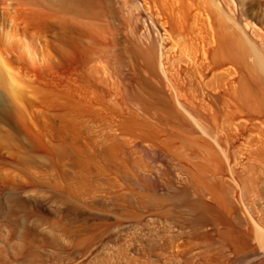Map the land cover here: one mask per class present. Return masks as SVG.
Instances as JSON below:
<instances>
[{
    "label": "bare ground",
    "instance_id": "obj_1",
    "mask_svg": "<svg viewBox=\"0 0 264 264\" xmlns=\"http://www.w3.org/2000/svg\"><path fill=\"white\" fill-rule=\"evenodd\" d=\"M75 1L76 0H0V186L2 185L3 182L6 184H10L9 182L12 180L10 178H14L15 177L14 175H16V176L20 175V177L23 176L24 174L21 175V173H23V172H20V171H22L21 169L25 168L26 165H28V164L35 165L36 164L38 166V165L46 164L47 160L49 161L51 158L52 159L55 158L54 160L56 161V158H62L63 156L70 155V156L74 157L73 160H75V161L72 164H74V166L76 167L75 169L77 170V168L79 169L80 167H86V168L92 167L93 168L94 167L93 163L95 161L93 162L91 160L96 159L97 155H98L99 158H97V159H100L102 161V165L99 163L100 166H103V164H104V167L114 166V167H117L118 169L126 170L129 165H132V164L135 165V163L139 164L138 161L142 158V154L150 155L151 151L153 150V149L152 150L150 149V146L141 144L142 145L141 147L135 148L132 152L127 153L125 151V147L127 146L128 141H130V140H128L126 138H118L117 141H112V143L109 142L110 144L106 145V147H104L98 153L96 152L95 154L94 153L92 154L88 150V147L86 146L87 142L83 143L82 145H77L76 143H74L76 141L75 139H74L75 140L74 142H72L70 140V136H72L74 134H76V136H77L80 134V132H82L81 126H82L83 121H79V119H77V116L80 117L79 115H82L88 111H92V110H94V108L78 103L76 101L78 99V97H77V99H75V97H76L75 94L73 97V95L70 94L71 91H69V93H68V91H67V90H69L68 88L73 86L74 82L80 81L79 83H81V86H83L82 88L90 89L94 92L96 91V93L98 92V94L100 93V96L97 94L98 97H100V99L104 98L103 96H105V94L113 95V94H115V92L113 91L114 90L113 88H115V84H114V87H112L113 86L111 83L112 79L109 80L107 77L108 76L107 74H109V71L111 69L113 70V68H115V70L117 71L116 67H118L121 63L125 62V60H123V62H122L123 58L119 59V60H117L118 58L112 59L113 57H111V58L108 57L109 53H107V54L104 52L101 53L102 51L100 52L99 50L104 48V47H102L103 46V42H102L100 44L101 48L99 47L100 49L98 50V52H100V53L97 54L96 56H94L93 58L91 57L90 62L88 60V62L91 64L89 67L87 66V70L85 68H83V70L81 69V71L79 70V72H77V73H69L67 75L66 74L61 75V78H60V76H58V74L57 75L54 74V69H55L54 67L56 65L55 63H57L56 62L57 61L56 56H54L56 53V52H54L55 51V49H54L55 46L53 45L54 41L55 42L58 41V42H60V44L64 43L63 46H66L67 44L73 45L74 43L77 44V42L80 43L82 41L81 39H83V40L87 39L89 41V39L91 37L93 39L95 38L94 42H95V40L97 42V40H98L97 38H100V40L103 39V37H102L104 35V34L102 35L103 25L100 22H99V24H101V25L98 24L97 21H100V20L91 19V17H90V16H93L94 14H96L97 12H94V11L92 12V9L88 8L87 5H85V7H82L84 2H86L85 0H82V2L79 1L80 4L83 3V4H81L82 6L76 4ZM59 2L62 3L61 5H63V7H62L63 9H67V11L66 10H64V11L67 13H68V11H70L69 13H71V14H69V13H68L69 15H67L66 13L61 14L63 11L62 12L60 11V15H57L56 3H59ZM77 2H78V0H77ZM143 2H144V7H146V9L155 10V12L159 15V17L161 16L162 19L164 20V22H162V23L168 25V27L170 29V31H168V32H170L169 34H171V36H172L174 46H178L180 48L179 53H178L180 58H185V56H188V57L191 56L190 58H193L192 56L196 57L197 54L204 59H205V57H207V55L211 56L209 59H211V63H212V61L214 62L215 66L217 68V71H214L215 73H213L212 78L209 79V81L211 83H216V84L222 83V80L225 82L226 80H224V79L228 78V76L231 74L233 69L237 68L236 70H238L239 69L238 65L245 66V68L247 69V73L245 74L244 70H242L244 72L243 74H242V71H241V73L239 72L241 74V75H239V77L237 76L239 79L237 80L236 83L234 82V84L232 85V89L230 87L231 93H230L229 89H227L229 91V93H228V91H227V93L231 95V97H229V99L231 98V100H229V101L232 102V100H233V103H234V100L238 101V103L241 102L242 104H244V106L246 105V107H248L249 110L251 109L250 110L251 112H253L252 110H261L262 112H264V91H263L264 89L261 90L262 87L260 88L261 84L264 82V33L257 27L258 24L256 25L254 23L255 20H257L260 16L264 15V0H238L237 5H236L234 0H143ZM59 5L60 4H58V6ZM66 5H69V6H66ZM91 5H92V3H91ZM87 8L90 9L91 11L88 10V12H87ZM71 10L73 12H71ZM132 11H131V13H132ZM127 12H128V10H127ZM138 13L140 14L141 12H138ZM122 14H120V15L122 16ZM127 14L131 16V14H129V13H126L125 15H127ZM88 15L90 18L88 17ZM135 17L133 16L132 19H134ZM138 18H140V17H138ZM67 19H69V20H67ZM121 20H123V19H121ZM153 22H154V19H153ZM104 28H105V25H104ZM126 28H127V26H126ZM105 29L103 31H105ZM106 32H108V30ZM106 32H104V33L107 36V34H109V33L106 34ZM142 35H144V33ZM137 36H139V35L134 36L135 39ZM83 37H88L89 39L88 38L84 39ZM140 37H141V35H140ZM140 37H137L138 38L137 41H140V43H141V40H144V39H143V37H141L142 39L139 40ZM144 38H148V35H147V37L144 36ZM104 40L105 39H103L102 41H104ZM132 40H133V38H132ZM146 40H148V39H146ZM88 41H85L86 44L84 41H82V43H84L87 46L88 43L91 44V42H88ZM109 42H111V41H109ZM98 43H100V42H98ZM98 43H97V45H96V43H94L97 48L99 46ZM132 43H134V42H132ZM147 43L149 44L150 42H147ZM90 44H88V46ZM137 44H135V45L137 46ZM90 46H92V45H90ZM104 46H106V44H104ZM129 46L130 45H128L126 47H129ZM136 46L133 47V49H132L133 53L136 56L140 57L141 60L143 59L144 65L146 66V68H148V70L151 72V74H154V72L156 71V69L154 71V66H153V64L156 63V60H154V59H156V57L154 56L155 54L151 53V52H153V51H151V48L149 50L147 48H142L140 45L137 46V48H136ZM144 46L148 47V45L146 43H144ZM152 46H153V44H152ZM67 48H68V46H67ZM105 48H107V47H105ZM152 48H154V47H152ZM63 49L65 50L64 47H63ZM87 49L84 50V48H83L84 52L85 51L89 52L88 47H87ZM93 49H94V47H93ZM108 49L110 50L109 47H108ZM170 49H171V47H170ZM90 50H91L90 52L93 51V53H94L93 55H95L97 52V51L95 52L94 50H92V47ZM95 50H96V48H95ZM155 51H154V53H155ZM88 52H87V54H88ZM87 54L85 55V53H84L85 56H87ZM90 54L92 55V53H90ZM118 55H116V57ZM152 57L153 58L155 57L153 59L154 63H153ZM65 59H66V57H65ZM88 59H90V58H88ZM160 59H161V62H160L161 68L160 69H162L163 74L165 75V78H167V80L170 81L171 79L169 80V78H168L169 75H168V77L166 76V74L169 73V72L167 73V70L169 68L167 66V70H166V68L164 67V65H163L164 61H162L163 60L162 54H161ZM209 59L207 58V60H209ZM248 59L250 60V62H248ZM60 60H61V58H60ZM194 62H196V61H194ZM89 63H86V64L89 65ZM166 63L168 64V62H166ZM211 65H213V63ZM56 66L58 68L59 64ZM130 66H129V68H130ZM215 66H213V67L215 68ZM61 67L62 66L60 64L59 69H61ZM63 68H64V63H63ZM122 68H123V66H122ZM141 68H142V66H141ZM157 68H158V66H157ZM193 68H194V66H193ZM201 68H202V65H201ZM115 70H113V71H115ZM129 70H131V69H129ZM146 70H145V72L148 74L145 73V75H147V77H148L149 72H147ZM194 71H195V68H194ZM198 71H200V69ZM158 72H159V70H158ZM55 73H57V71ZM197 73H199V72H197ZM197 73L195 71V74H197ZM202 74L200 72V74H198V75L199 76L201 75L200 77H202ZM234 74H231V75H234ZM55 76H58V78H59L58 81L63 80L62 82L63 83L65 82L64 85L66 84L67 87H65L63 85L65 88H61V89L57 88L58 86L56 87L54 85L55 79L57 82V77H55ZM175 77H170V78H175ZM157 78H158L157 79L158 82L154 85L151 84L149 81L144 79L145 81H143V84H144V87L147 89L146 91H149V94L145 95L142 92H140V90L135 93L133 90L134 93L129 95V97L127 98V101H125L128 103V100H129V103L126 105L128 115L124 116V118L121 120V121H123L121 124H123L125 129H127L128 131L137 130V133H140V134L142 132V135L144 137H146L147 140H148V138L151 139L150 141L154 142V144L160 143L161 145L164 146V147H162L163 151L166 149L167 151H169L168 153L171 152V155H172V152L176 153V157L178 158L179 162H182L186 158L185 156H187V153L191 154L192 152H195L196 154H199L198 155L199 158H197V160H194V159L192 160V159L186 158V161L188 160V162H190V165L188 166V165L183 164L184 169L182 168L183 166L180 165L181 169L183 171L185 170L188 174L187 175L188 176V179H187L188 183H187L186 188H184L182 191H179V193H177L176 196L174 195L175 201H176L175 203H173L174 201L172 198L171 202L173 203L172 204L173 206L170 207V204H169L170 202L168 204L162 202L164 199L160 200L159 199L160 196L158 197L154 194L148 195V194L143 192L144 194L141 193V194H138L135 196H133L132 194H129V196L131 195V197H134L132 200L138 206H145V205L146 206L147 205L159 206V207H162L163 211H165V212L168 211V213H169V211L176 210L178 207V209L176 210V211H178V213H179V210L188 211V212L192 213V216L187 218L190 221V228H183L185 230H183V232L178 234L176 237H167L165 239L163 237V239L165 241L164 243L168 247L169 246L173 247L175 245L176 247L179 246V250H180V248L181 249L183 248L187 251L186 258L184 257L185 258L184 264H193L191 258L194 257L193 256L194 254L196 255V253H197L196 251H198V249H200V248H204L203 250L206 253L215 249L214 246H216V245H214V243L213 244L212 243L200 244V243H195L194 241L190 242L191 240L188 242L184 238V235L186 233H189L192 235V234L207 231L206 228L209 227L208 224L214 225L213 228L215 227L216 230L218 231L219 237H217L218 239L216 240V243L218 245H220L222 248H224V247L226 248L229 246V248L232 247L234 250H237V252H238L245 245V242L249 239V236L253 235L254 242H255V240H257L256 242L259 244V246L264 249V226H263L264 223L261 222V220L263 221V218H261V220H260V218L258 217L259 218L258 221L263 223V225H260L257 222V220L256 221L252 220V225H251V223L249 224V225H251V232L248 230L249 229L247 227L248 225L246 226V228H248L247 230H246V228L245 229L241 228V226L243 227V224H246V222L244 223V221H245L244 218L247 216L246 215L247 213H245V212L248 211V207L245 205L247 207L246 208L247 210L244 212L242 210H245V209H242L241 206L239 208V210L242 209L241 211L243 212V214L245 213V217L243 218L241 216V214L239 213L240 211L238 212L237 201L239 203V200L234 199L233 195H231V192L234 190L233 189L234 188L233 182H235L234 180L236 177L235 174H234V176H235L234 177L230 172V169L232 168V166H230L231 168H229V172L232 176H229V177H234V180L232 178L229 179V177L226 176L227 175L226 173H228V172L225 173V172L220 171V170L224 171V169H225V167H222L224 163L222 162V157L220 154V152L223 151L222 146H221L220 141H219L220 137H218L220 135L218 134V136H217L218 139L213 138L214 136H212V135L210 136L209 135L210 133H208V132H210L211 130L208 128V126L204 125L206 121H204L202 119V117L196 118V115L191 113V111H193L192 109H191V111H188L190 109L185 110L186 105L185 106L183 105L184 107H182V104H184V103H182L181 100H177L178 102L179 101L181 102V104H180V102L178 103L179 105H181L180 107H182L186 111V112L184 111L185 113L181 112L180 108L178 109L177 106L175 105L176 102L175 103L173 102V101H175V98H174L175 94L173 92H171L173 90L168 89L169 84H172V83L168 84L162 80L163 78L160 79L161 77L159 78L158 76H157ZM202 79H203V77H202ZM152 80H155V77H154V79L152 77ZM228 80H229V78H228ZM198 81H200V80H198ZM115 82H116V80H115ZM231 82H228L227 84H229ZM113 83H114V81H113ZM138 83H140V81ZM173 83H174V85L175 84L177 85V83H175V82H173ZM259 84H260V86H259ZM178 85L176 86V91H179V89L177 90ZM207 85H208V83H207ZM212 85L214 86L215 84H212ZM224 85H222V86H224ZM262 85L264 88V84H262ZM136 86H138V84L135 85V87ZM220 86H221V84H220ZM73 87H75V86H73ZM217 87L218 86H216V88ZM174 88L175 87H173V89ZM224 88H226V87H224ZM125 90L126 91L129 90L128 87ZM144 90L145 89L143 88L142 91H144ZM202 90H204V89H202ZM124 91H123V93H124ZM129 92H128V94H129ZM175 93H177V92H175ZM184 93H186V92H184ZM225 93H224V95H227ZM180 94H182V93H180ZM179 96H181V95H179ZM176 97H178V96L176 95ZM183 97H184V94H183ZM225 98H227V96ZM101 101L102 100H100V103H101ZM227 101H228V98H227ZM227 101L226 102L224 101V102L227 103ZM117 102L118 101L111 104L112 106L109 104L111 106V109H113V110L117 109L116 108ZM38 103H39V105L41 103V106H44V107L46 106L45 109H49V108H47L48 106H51V108L54 106V108L55 107H61L65 111H62L61 113H58V114H52V113L50 114L49 113L50 110H48V113H46L45 110H43L44 107H40V106L37 107L36 106ZM236 103L237 102L234 103V106ZM109 105H108V107H109ZM225 105L226 104H223V107H222L224 110H225ZM231 105H233V104H231ZM238 105L236 104V107H238ZM102 106L105 107L104 105H102ZM118 106H119V102H118ZM195 106H197V105H195ZM244 106H241L242 110L239 108L240 106L238 107L239 110L237 109L238 112L241 111V115L243 112H245ZM106 107H107V105H106ZM227 107L229 108V110L231 109L228 105H227ZM159 108H160V110L161 109L164 110L166 112L167 116H169L172 119L171 123L172 122L176 123V124H171V123L170 124H171V126L177 125V128L175 126V128L177 129L176 130L177 131L176 139H177V141L179 140V142L181 143L180 145H182V146H179L178 148L175 146H173L174 148L172 147V144H173V142L176 141V139L174 138L175 141H173L174 139L172 140L171 137L175 133H173V135H170L169 136L170 138L165 137L166 139L162 138L165 140H162V139L159 140L160 137L158 135L162 133V130H160L161 132L157 135V133L159 131L158 127L162 126V124H163V126L167 124V121H165L167 119V117L165 119V117L162 115L164 113L161 114L160 113L161 111L159 112V110H158ZM121 110H122V108H121ZM229 110H227V111L229 112ZM107 111H108V108H107ZM194 112H196V111H194ZM228 112H226V113H228ZM232 112H234V111L232 110ZM255 112H253V113H255ZM110 113H112V112H110ZM229 113H228V116H227V114H226V116L229 117L230 120H232V119L235 120L234 116H233L234 118L231 119L232 116H229L230 115ZM235 113H236V111H235ZM246 113H247V110L244 114H246ZM232 114L233 113H231V115ZM256 114H257V112L255 113V115ZM262 114H264V113H262ZM262 114L260 112L259 117H261ZM237 115H238V113H237ZM214 117H216V115ZM237 117H240V116L238 115V116H236V118ZM242 117H245V115H242ZM262 117H264V116L262 115ZM199 118L202 120H200ZM217 118H219V117L217 116ZM217 118H215V119H217ZM225 118H223V120ZM247 118H249V116ZM226 119H228V118H226ZM242 120H244V119L242 118ZM38 121H40V122L50 121V123H51V121H54V122L63 124V126L60 125V127H63L64 136L59 139L57 144L53 143L54 145H52V144L47 145V142H48L47 136H45V134H42L41 133L42 131L39 132V131H36V129H35ZM201 121L202 122L204 121V124L201 123ZM228 121L229 120H227L226 122H228ZM169 122H170V120H169ZM214 122L218 123L216 120H214ZM226 122H225V124H227ZM238 122H236L237 123L236 125L241 123V122H239V123ZM50 123L48 122V126ZM232 123H233V121H232ZM259 123L256 125L254 124V126H255L254 131H252L253 133H252V135L249 139V142H248L249 146H250V149H249L250 153L249 154H252L253 158H250L249 162L246 160L248 163L246 162L247 164H245V168H244V171L246 174L244 176L245 180L243 179L244 182L242 180L241 181L246 184V193L247 194H249L251 192H256L257 188L260 187V188H258V189L262 190L260 199L264 200V123H263V121H262V124H259ZM42 124H44V123H42ZM170 124H169V126H170ZM39 126H41V125H39ZM39 126H37V128ZM51 126H52V124H51ZM56 126H57V124H56ZM174 126H173V128H174ZM210 126L212 129V125H210ZM164 127L166 128V129L165 128L164 129L166 131H168L167 127L166 126H164ZM205 127H207V128L205 129ZM219 127H220V125H219ZM233 127H235V126H233ZM93 128H95V127H93ZM231 128L232 127H230L229 129H231ZM207 129H209V130L207 131ZM221 129H224V128H221ZM41 130H42V128H41ZM138 130L140 132H138ZM172 130L174 131V129H172ZM60 132L62 133V131H60ZM134 132H136V131H134ZM213 132H212V134H213ZM218 132L219 131H217V133ZM163 133H166V135L168 134L167 132H163ZM229 133H231V132H229ZM90 134H92V133L90 132ZM138 135L139 134H137V136ZM226 135H227V132H226ZM82 136H83V134H82ZM134 136L135 135H133V137ZM143 136H142V138H143ZM157 136H158V138H157ZM78 139H80V138H78ZM132 140H131V142H133ZM50 141L51 140H49V142ZM145 141H144V143H146ZM24 142L28 143L30 146L28 151L23 150L22 144H24ZM171 142H172V144H171ZM51 143H52V141H51ZM175 143H174V145H175ZM152 145H153V143H152ZM240 145H242V144H240ZM183 146L187 148V149L184 148V150L185 149L188 150V148H189L192 151L190 150V152H189V150H188V152H186V150H185L186 155L184 156V154H183L184 150L182 148H181V150H179L180 147H183ZM154 147H156V146H154ZM159 147L161 149V146H159ZM40 148H42V150H43V148L46 150V153H45L46 156L45 155H43L44 157L36 156L39 154V153L37 154L36 152ZM20 149H22L23 151ZM45 150H43V151H45ZM247 150L248 149L246 148L245 151H247ZM226 151H228L227 148H226ZM240 151L241 150H239L238 152L240 153ZM93 152H94V150H93ZM225 152H223V156H225L224 155ZM7 153L12 158H9ZM165 153H167V152H165ZM226 153L228 154V152H226ZM190 154H188L189 157H190ZM194 156H195V154H194ZM246 156H247V154H246ZM176 157L174 158L175 161H176ZM226 157H228V156L226 155ZM138 158H140V159H138ZM223 158H225V157H223ZM226 159L230 160V158H225V160ZM231 160H232V157H231ZM140 161H142V160H140ZM186 161H185V163H186ZM227 162L229 163V161H227ZM240 162H241V160H240ZM228 163H227V165H228ZM95 165H96V163H95ZM224 166H225V164H224ZM234 166L235 165H233V167ZM228 167H229V165H228ZM236 168H237V166H236ZM30 169H32V167ZM30 169H28V171ZM93 169H95V168H93ZM218 169H220V170H218ZM76 170H75V172H76ZM97 170H99V169H97ZM215 170L220 172V173H217ZM227 170H228V168H227ZM33 171H32V173H33ZM35 171H36V169H35ZM62 171H64V170H62ZM88 171H89V169H88ZM233 171H236V169ZM40 172H42V171H40ZM87 172H86V175L85 174L76 175V179L75 178L74 179L77 180L76 181L77 184L74 183L75 184L74 187L72 186L73 184L72 185L70 184L72 187L69 185H68V187L64 186L66 188L61 193H58L61 189L58 185L59 191L57 192V189H56L57 195L55 198H59V199H63L65 201H67L65 208H64L65 202L63 203L64 220L62 222L57 220L58 222L56 223V221H52V219L50 217L44 216L43 214L39 213L37 215L35 214L36 216L31 217V220H29L32 222V227H33L31 231H27L28 228L27 229L24 228V225L22 227H23L24 231L26 230V232L23 231L21 234V232H19L17 230L19 232V233H17L19 235L18 236L19 241H17L18 242L17 247L19 248V250L22 248L27 249V248L31 247V245H32V247H31L32 251L28 252V257L25 256V257H27L26 260L24 258L25 264H38L37 262L41 261V260L36 261V259H38V254L41 252L40 251L38 253V249H39L38 247H40V246H38V244H40V242H38L39 240L37 241V236H39L37 233H39L41 231L37 232V229H39V226H41L42 224H43V226H44V223H50L51 222V224H52V225L50 224L51 229L49 228L50 230L48 232H46V234L44 233L46 235V237L48 235L49 236L53 235V239H54V237L59 238V239L62 238L63 242H64V240L70 241L72 239V237L75 236V235L72 236L74 234L73 229H72V227L74 225L72 227H70L71 226L70 224H72V223L76 224L77 221L79 219H81V217H79V215H78L79 212H77L76 216H72L70 214V213H73L74 211H77V208L68 199H71V198L73 199L72 195L75 197V195L73 194L74 192L75 193L76 192L81 193V192H83L84 188H86L88 186L89 183H88V175L87 174L89 172L88 173ZM17 173H19V174H17ZM60 173H61V171H60ZM63 173L65 174V176H67V173L65 171ZM237 173L239 174V172H237ZM20 177H19V179H20ZM16 178H18V177H16ZM56 178H55L56 179L55 181L58 180V182H59L58 177H56ZM70 178H71V175H70ZM65 179H66V177H65ZM65 179L63 177L64 181H65ZM63 180H61V181L64 182ZM17 181H18V179H17ZM27 181H28V179H27ZM68 181L66 183H68ZM14 182H12V183H14ZM185 182H187V181H185ZM48 183H49V181H48ZM60 184H63V183H60ZM188 186L191 188H189ZM235 186L237 187V184H235ZM11 187H12V185H11ZM244 187H245V185H244ZM0 188H2V186ZM235 190H236V188H235ZM28 192H30V191H28ZM85 193H87V192H85ZM53 194H55V193H53ZM21 195H22V193H21ZM69 195H71V196H69ZM160 195H162V194H160ZM240 195L242 196V194H240ZM250 195H252V194H250ZM17 196H12L11 194L6 195V197L4 196L5 198H3V200L1 199V201H0V213H3L5 211V209L8 208L7 211L14 213V215L16 217L15 220L18 219L19 221H20V219L25 221L27 218H30V217H28L29 215L27 213H24V211L26 210V207L29 204H32L35 201H44L43 199H48V201H50V202L54 201L53 197L51 198L50 196L45 195L43 193L42 194L31 193L28 195L26 194L23 196H18V197ZM243 196H245V195H243ZM259 196H260V194H259ZM69 197H71V198H69ZM206 197H209L210 199H212V202H208L207 200H205L204 198H206ZM75 198L73 200H71V201H74V203H75ZM166 198L167 197H165V200H166ZM50 202H48V203H50ZM80 203H83V202H80ZM86 204H85V206H86ZM94 204L95 203L93 202V205ZM56 205H58V204H56ZM78 205H79V202H78ZM83 205H84V203H83ZM87 205H89V204H87ZM250 206L252 208V205H250ZM255 207H256V205H255ZM85 209L86 208H84V210ZM89 209H91V208H89ZM89 209L87 208V210H89ZM253 209L255 212L254 207H253ZM78 210H79V208H78ZM94 210H93V212H96V210L95 211ZM98 211H100V210H98ZM176 211H174V212H176ZM11 213H9V214H11ZM252 213H253V211H252ZM80 214H82V213H80ZM90 214H91V212H90ZM249 214L251 215V212L248 213V215ZM0 215H2V214H0ZM11 215H13V214H11ZM252 215H254V214H252ZM7 216H9V215L7 214ZM60 217H58V218L61 219ZM12 218H13V216H12ZM177 218H179V217H177ZM91 219H93V218H91ZM252 219H256V218H252ZM5 221H6V219L4 220V222ZM82 221H85V219H83ZM82 221H80V222H82ZM27 222H28V219H27ZM6 223L7 222H5V224ZM15 223H18V222H15ZM92 223H94V221ZM8 224H9V221H8ZM8 224H7V226H8ZM10 225H11L10 227L14 226L12 224H10ZM17 225L19 226V224H17ZM7 226H6V229H7ZM25 227H26V225H25ZM77 227L80 228V226H77ZM8 229H9V226H8ZM84 229H86V231H87V228L84 227ZM14 230H16V229H14ZM76 230L78 231L79 229H76ZM76 230L74 229V231H76ZM86 231H84V232H86ZM84 232L82 231L80 233H84ZM39 234L41 235V233H39ZM42 234H43V232H42ZM92 234H91V236L83 235V234L82 235L77 234L76 237H74L72 239V241H70V242L74 243L73 245L76 246V249L78 252H82L83 250H85V248H87L88 244L93 240ZM146 234L148 235V233H146ZM207 234H206V236H208ZM43 237L44 236H42V238ZM153 239L146 236V239L144 241H146V243L149 245H150V243H153V245H155L154 243L157 241L153 240ZM16 240H17V238H16ZM58 240H57V242H58ZM14 242H15V240H14ZM17 242H15V243H17ZM37 242H38V244H37ZM92 242H94V241H92ZM54 243H55V241H54ZM140 243H142V242H140ZM140 243H138V245ZM205 243H207V242H205ZM14 245L16 246V244H14ZM167 246H165V247H167ZM135 247H136V245H135ZM139 247H140V245H139ZM246 247L248 248V245ZM137 250H139V249H137ZM176 250H177V248H176ZM176 250H175V252H176ZM223 251H224V249H222V252ZM226 251H229V250H226ZM253 252H254L253 255L251 254L253 257L251 256L250 259H248L249 257L246 258L243 264H264V252H260V251H256V252L253 251ZM19 253H20V251H19ZM210 253H208V255H210ZM216 253H217V251H216ZM220 253H221V250H220ZM44 254H43V256H44ZM145 254L146 253L144 252V255ZM177 255H178V253H177ZM211 255H210V257H211ZM220 255H222V254H220ZM224 255H225V253H224ZM224 255H223V258L225 257L227 259V257H226L227 254L225 256ZM241 255H243V254H241ZM40 256L41 255H39V259L40 258L42 259V257H40ZM182 256L183 255L181 253V258L183 259ZM184 256H185V252H184ZM196 256H198V255H196ZM206 256L204 255V257H206ZM179 257H180V254H179ZM200 257L201 256L199 255L198 258H200ZM178 258L175 257L174 259H178ZM211 258L213 259V257H211ZM218 258H220V256ZM174 259H173V261H174ZM195 259H196V257H195ZM205 260L204 261L201 260L197 264H209V263H207L208 260L207 261H205ZM209 260L211 262V259H209ZM222 260H224V259H222ZM97 261L100 262V260H97ZM176 261H180V259L176 260ZM43 262H45V261H43ZM154 263L155 262H153L152 264H154ZM176 263H178V262H176ZM0 264H6L2 254L0 255ZM92 264H93V262H92ZM94 264H96V263H94ZM212 264H213V261H212ZM218 264H220V263H218ZM223 264H224V261H223Z\"/></svg>",
    "mask_w": 264,
    "mask_h": 264
},
{
    "label": "rangeland",
    "instance_id": "obj_2",
    "mask_svg": "<svg viewBox=\"0 0 264 264\" xmlns=\"http://www.w3.org/2000/svg\"><path fill=\"white\" fill-rule=\"evenodd\" d=\"M82 2V0H77L75 1L76 4L78 5H81L83 3L80 4V2ZM86 2H84L83 6L82 7H85V5H87L88 8L92 9V12H97L96 14H94L93 16H90L91 19H97V20H100V21H97L98 24L99 22L103 25V30L105 29V31L102 30V37L103 39H105L104 41L100 40V38H97V42L95 40L94 42V39L92 40L91 38L89 39L88 37H83L84 39L88 38L89 41L86 39V40H83L81 39L82 41H88V42H91L88 43L92 46H87L85 45L84 43H82V41L80 43H78L77 41V44L74 43L73 45L72 44H67L66 46H63L64 43H61L58 42V41H54V49L56 52L54 56H56V62L55 63L56 65L59 64L58 68L57 66L55 65V69H54V74L58 76H60L61 78V75H67L69 73H77L79 72V70L81 71V69L83 70V68H85L87 70V66L89 67L91 63H89L91 61V57L93 58L94 56H96L97 54H99L101 51V53H109L108 54V57L111 58L113 57L112 59H116L118 58L117 60L119 59H122V62L123 60H125V62L121 63L118 67H116L117 71L115 70V68H113V71L112 69L109 71V74H107L108 76V79L111 80L112 79V87H114V84H115V88H113L115 94L113 95H109V94H105V96H103L104 98L100 99V97H98V95L100 96V93L98 94V92L96 93V91H92L90 89H85V88H82L83 86H81V83H79L80 81H76L73 83V86L69 87L67 90L68 93L69 91L71 95H73L74 97V94H75V99H78L76 100L78 103L80 104H83L85 106H89V107H92L94 108V110L92 111H88L82 115H79L80 117L77 116V119H79V121H83L82 122V126H81V131L79 135L76 136V134L70 136V140L72 142H75L77 145H82L83 143H86V146L88 147V150L93 154H95L96 152L98 153L100 150H102L104 147H106V145L112 143V141H117L118 138H126L130 141H128V144L127 146L125 147V151L127 153H130L132 152L135 148H139L141 147L142 145H148L150 146V149L152 150L151 151V154L148 155V154H142V158H138L142 161H138V163H135L132 164V165H129L128 168L126 170H123V169H118L117 167H104V164L103 166H100L99 163L102 165V161L100 159H97L99 158V156L97 155V160L94 159V160H91V161H95L93 164H94V167L95 169H93L92 167L90 168H86V167H80L79 169L77 168V170L75 169L76 167L74 166V157L70 156V155H67V156H63L62 158H56V161L54 159H50L49 161L47 160L46 164H42V165H33V164H28L25 166V168L21 169L22 171L20 172H23L21 173L24 174L23 176L20 177V175L16 176L14 175L15 177L14 178H10L12 179L11 181L14 182L12 183L10 180V184H6V183H2V188H0V201L1 199L3 200V198L6 197V195H9L11 194L12 196H23V195H28V194H31V193H39V194H45V195H48L50 196L51 198L53 197L54 198V201L50 202L48 201V199H43L44 201H35L33 202L32 204H29L27 207H26V210L24 211V213H27L30 217V218H27L28 219V222H27V219L24 221L22 219H20V221L16 219L14 213H11L7 209H5V211L3 213H0L2 215H0V255L2 254L3 255V258L6 262V264H25V261H24V258L26 260V258L28 257V252L32 251L31 247L29 248H22L19 250V248L17 247L18 245V242L19 239H18V234L19 232H22L24 231L23 230V225H24V228H28L27 231H31L32 230V222L29 221L31 220V217H34L36 216L37 214L41 213L43 214L44 216H48L52 219V221H56V223L58 222L57 220H59L60 222H62L64 220V213H63V209L66 207V204H67V201L63 200V199H59V198H55L56 195H57V192L59 191L58 188L60 187V191L58 193H61L63 192V190H65L66 187L64 186H72L74 187L75 184H77V180L76 179V175L78 174H85L86 175V172L88 171L89 169V173L87 174L88 175V188H84L83 192L81 193H78V192H74L73 194L75 195V198L73 195V199L75 198V203L74 201H71L73 200L71 197V199H68L70 202H72L76 208H77V211H74L73 213H70L72 216H76L77 212H79V217H81V219H79L77 221V223H72L70 224L73 229V232L74 234L72 236L76 237L77 234L79 235H88V236H91L92 234V237H93V240L94 242H90L87 246V248H85V250H83L82 252H78L77 249H76V246H74L72 242V239L74 237H72V239L69 241V240H64L63 242V239L62 238H56L54 237L53 239V235L52 236H47L46 237V232H48L50 229H51V222L50 223H44V226L43 224L41 226H39V229H37V232L41 233L42 236H44L42 238V236L37 233L39 236H37V241L40 242V244H38V259L37 260H41L40 262H37L38 264H93L96 263V264H152L153 262H155L154 264H184V260L186 258V255H187V251L185 249H181L179 250V246H167L164 242V239L167 238V237H176L178 234L182 233L183 228H190V221L187 219L189 217L192 216V213L191 212H188V211H183V210H179V213L178 211L174 212V211H168L165 212L163 211L162 207H159V206H153V205H145V206H138L136 203L133 202V198L134 197H131V195L129 196V194H132L133 196L135 195H138V194H148V195H156V196H160L159 199L160 200H163L162 202L164 203H169L170 204V207L173 206L172 204L175 203V196L177 193H179V191H182L184 188L187 187V183H188V174L187 172L184 170L181 169V166H183L182 168L184 169V165H190V162H188V160L186 161V158H189V159H194V160H197V158H199V154H196L195 152H192L191 154L190 153H187V156L186 155V152H190L191 149L188 148V150H186L187 148L186 147H180L179 150H181V148L184 150V148H186V152L184 150L183 154L184 156L186 157L182 162H179L178 161V158L176 157V153L172 152V155H171V152L168 153L169 151H167L165 148V150L163 151L162 147H164L163 145H161L160 143H155L154 142H151L148 138L144 137L142 135V132L141 134L140 133H137V130H133V131H128L127 129H125V127L123 126V124H121L123 121H121L124 116H127L128 115V111H127V104L129 103V100H128V103L125 102L127 101V98L129 97L130 94H133L134 92H138L140 90V92H142L143 94H149V91H146L147 89L144 87V84H143V81L147 80L149 81L151 84H156L158 82V78L157 76L162 79L164 82L166 83H172V84H169V90H173L171 92H173L175 94V101H173L175 103V105L177 106V108L179 109L180 108V111L181 112H184L185 110H188V111H191V109L193 111H191L192 114L196 115V118L198 117H202V119L205 122L204 124V121L201 123H203L204 125L208 126V128L213 132L210 131L208 133H210L209 135L211 136H214L213 138H216L218 139L219 138V141H220V144L222 146V149L223 151L220 152L221 154V157H222V162L225 164H223L222 167H225L224 171L223 170H220L222 172H228L226 173L227 177L229 176H234V174L236 175L235 177V180H234V177H229L232 178L235 182H233V186H234V190L231 192V195H233V198L234 199H237L239 200V203L237 201V206H238V212L241 214V216L244 218L245 217V213H247L246 217L244 218L245 221L244 223L246 222V224H243V227L241 226V228L245 229L246 226L249 228H246V230L248 229L250 232H251V225H252V220H257V222L260 224V225H263L264 223V200L260 199L261 197V193H262V190L261 189H258L260 187L257 188V191L256 192H251L249 194L246 193V184L243 183L245 178L244 176L246 175L245 174V171H244V168H245V164H247L250 160V158H253V155L252 154H249L250 153V146H249V139L252 135V131H254V124H258L261 120L263 121L264 123V117H262V115L264 116V112H262L261 110H252L253 112H257V116L255 115V113L251 112L249 110L248 107H246V105L244 106V104H242L241 102L238 103V101H235L234 100V103L237 102L236 104L238 105V107L241 109V106H244V111L246 112L247 110V113L244 114L245 112L242 113V115H245V117H242L241 115V111L238 112L237 109L238 107H236V104L234 106V103H233V100L232 102H230L229 100H231V98L229 99V97H231L229 93H231V89H232V85L234 84V82L236 83L237 80L239 79V75H241V71L244 70L245 74L247 73V69L245 68V66H240L238 65V70H236L237 68L233 69V73L231 72V74H234V75H229L228 78L224 79L226 80L225 82L222 80V83H211L209 81V79L212 78V75L213 73H215L214 71H217V68L214 64V62L212 61L213 65H211V59H209L211 56L210 55H207V57L202 58L201 56H199L197 54L196 57L192 56L193 58H190L191 56H185V58H180L179 57V50L180 48L178 46H174V43H173V40H172V36L171 34H169L170 32V29L168 27V25L162 23L164 22V20L162 19V17L155 12V10L153 9H146V7H144V2L143 0H85ZM130 1V2H129ZM142 1V2H141ZM236 5L238 4L237 1L238 0H234ZM139 2V3H138ZM90 3V4H89ZM92 3V5H91ZM121 3V4H120ZM123 3V4H122ZM126 3V4H125ZM58 4H60L58 6ZM62 3H56V11H57V15H60V11L62 12L61 14L63 13H66L67 15L71 14L69 13L70 11L65 12L64 10L67 11V9H63V5H61ZM65 4V3H64ZM67 4V3H66ZM135 4V5H134ZM90 7H89V6ZM94 5V6H93ZM121 5V6H120ZM65 6V5H64ZM66 6H69V5H66ZM131 6V7H130ZM138 7V8H137ZM63 10H62V9ZM87 8V12L88 9ZM102 10H101V9ZM123 8V9H122ZM128 8V9H127ZM59 9V10H58ZM128 12H127V10ZM96 10V11H95ZM104 10V11H103ZM115 10V11H114ZM132 13H131V11ZM142 10V11H141ZM91 11V10H90ZM130 11V12H129ZM71 12H73L71 10ZM138 12H141L140 14ZM59 13V14H58ZM85 13V12H84ZM103 13V14H102ZM125 15L126 13H129L131 14L130 15ZM98 14V15H97ZM105 14V15H104ZM122 14V16L120 15ZM137 16H136V15ZM139 14V15H138ZM66 15V16H67ZM157 15V16H156ZM87 16V15H86ZM100 16V17H99ZM124 16V17H123ZM135 17L134 19H132V17ZM153 16V17H152ZM89 17V15H88ZM89 17V18H90ZM140 17V18H138ZM152 17V18H151ZM160 19H159V18ZM261 17V18H260ZM257 20H255V24L257 25V27L264 33V15L260 16ZM106 20H105V19ZM128 18V19H127ZM137 18V19H136ZM151 18V19H150ZM70 19V18H69ZM67 19V20H69ZM123 19V20H121ZM153 19H154V22H153ZM105 20V21H104ZM128 22H127V21ZM130 20V21H129ZM132 20V21H131ZM137 20V21H136ZM139 20V21H138ZM130 22V23H129ZM123 23V24H122ZM138 23V24H137ZM99 24V25H101ZM122 24V25H121ZM137 24V25H136ZM164 24V25H163ZM104 25H105V28H104ZM135 27H134V26ZM262 25V26H261ZM127 26V28H126ZM132 26V27H131ZM260 26V27H259ZM108 27V28H107ZM111 27V28H110ZM140 27V28H139ZM263 27V28H262ZM137 28V29H136ZM111 29V30H110ZM108 30V32H106ZM109 33L107 34V36L105 35V33ZM127 32V33H126ZM113 33V34H112ZM139 33V34H138ZM144 33V35H142ZM129 34V35H128ZM135 34V35H134ZM148 35V38H144L147 37ZM136 35H139L137 37H143L144 40H141L142 38L140 37L139 40H141V43L140 41H137L138 38L134 36ZM131 36V37H130ZM101 37V38H102ZM105 37V38H104ZM128 39H127V38ZM171 39H170V38ZM133 38V40H132ZM148 39V40H146ZM92 40V41H91ZM100 40V41H99ZM116 40V41H115ZM150 40V41H149ZM111 41V42H109ZM127 41V42H126ZM146 43L148 45L147 46H144V43ZM172 41V42H171ZM100 42V43H98ZM103 42V46L104 48H102L101 50H99L101 47H100V44ZM108 42V43H107ZM131 42V43H130ZM134 42V43H132ZM147 42H150L149 44ZM153 42V43H152ZM93 43V44H92ZM98 43V48L96 47V45L94 44ZM112 43V44H111ZM138 43V44H137ZM57 44V45H56ZM104 44H106V46H104ZM111 44V45H110ZM123 44V45H122ZM125 44V45H124ZM130 45L129 47H126L128 45ZM137 44V46H141L142 48H147L150 50L151 48V53L155 54L154 56L156 57V59H154L152 57V60H156V63H154V60H153V66H154V71L156 69V71L154 72V74H151V72L148 70V68H146V66L144 65V61L143 59L141 60L140 57L136 56L132 49L133 47H135ZM153 44V46H152ZM72 45V46H71ZM81 45V46H80ZM108 45V46H107ZM154 47V48H152ZM65 48V50L63 49V47ZM68 46V48H67ZM79 46V47H78ZM136 46V48H137ZM150 46V47H149ZM173 46V47H172ZM57 47V48H56ZM59 47V48H58ZM62 47V48H61ZM74 47V48H73ZM87 47L89 48V52L88 51H85V49H87ZM91 47H92V50H94L96 52L95 55H93V51L90 52L91 50ZM94 47V49H93ZM100 47V48H99ZM107 47V48H105ZM108 47L110 48V50L108 49ZM164 47V48H163ZM171 47V49H170ZM71 48V49H70ZM80 48V49H79ZM84 48V50H83ZM96 48V50H95ZM114 48V49H113ZM58 49V50H57ZM76 49V50H75ZM107 49V50H106ZM129 49V50H128ZM170 49V50H169ZM64 52H63V51ZM88 50V49H87ZM98 50L100 52H98ZM156 50V51H155ZM167 50V51H166ZM108 51V52H107ZM111 51V52H110ZM119 51V52H118ZM124 51V52H123ZM155 51V53H154ZM88 52V54H87ZM127 52V53H126ZM130 52V53H129ZM157 52V53H156ZM60 53V54H59ZM68 53V54H67ZM87 54V56L84 55ZM92 53V55L90 54ZM111 54V55H110ZM118 55L116 57V55ZM128 54V55H127ZM161 54L163 55V65L164 67L166 68L167 70V66H168V70H167V73L166 76L168 77L169 75V80H167V78H165V75L163 74V71L161 68V65H160V62H161ZM166 54V55H165ZM176 54V55H175ZM60 57H59V56ZM91 55V56H90ZM110 55V56H109ZM115 55V56H114ZM130 55V56H129ZM66 57V59H65ZM128 57V58H127ZM133 57V58H132ZM137 57V58H136ZM59 58V59H58ZM61 58V60H60ZM87 58V59H86ZM90 58V59H88ZM170 60H169V59ZM174 58V59H173ZM207 58L209 60H207ZM63 59V60H62ZM86 59V60H85ZM158 59V60H157ZM66 60V61H65ZM89 60V62H88ZM127 60V61H126ZM140 60V61H139ZM64 63V68H63V63ZM134 61V62H133ZM138 61V62H137ZM143 61V62H142ZM196 61V62H194ZM209 61V62H208ZM59 62V63H58ZM61 62V63H60ZM130 62V63H129ZM168 62V64L166 63ZM247 62V61H246ZM248 62H250V60L248 59ZM67 63V64H66ZM78 63V64H77ZM86 63H89L86 64ZM141 63V64H140ZM207 63V64H206ZM209 63V64H208ZM60 64H61V69L60 68ZM170 64V65H169ZM195 64V65H194ZM248 64V63H247ZM81 65V66H80ZM85 65V66H84ZM123 68H122V66ZM130 68H129V66ZM140 65V66H139ZM199 65V66H198ZM201 65H202V68H201ZM209 67H208V66ZM142 66V68H141ZM158 66V68H157ZM195 68V71L197 74H195V71H194V68ZM215 66V68L213 67ZM199 67V68H198ZM68 68V69H67ZM131 70H129V69ZM147 70H146V69ZM198 68V69H197ZM119 69V70H118ZM147 72H149V76L147 77V75H145V70ZM159 72H158V70ZM200 69V71H198ZM57 73H55L56 71ZM64 70V71H63ZM136 70V71H135ZM143 70V71H142ZM171 70V71H170ZM173 70V71H172ZM63 73H61V72ZM129 71V72H128ZM60 72V73H59ZM112 72V73H111ZM202 74V77H200L198 74ZM240 72V73H239ZM242 71V74L244 73ZM112 75H111V74ZM128 73V74H127ZM134 73V74H133ZM138 73V74H137ZM192 73V74H191ZM114 74V75H113ZM148 74V73H146ZM190 74V75H189ZM237 74V75H236ZM124 75V76H123ZM176 77H175V76ZM178 75V76H177ZM196 75V76H195ZM58 76H55L57 77V82H56V79L54 81V85L61 89V88H65L67 87V85L62 82L63 80H59L58 81ZM146 76V77H145ZM163 76V77H162ZM238 76V77H237ZM111 77V78H110ZM116 77V78H115ZM152 77L154 79L155 77V80H152ZM170 77H175V78H170ZM141 78V79H140ZM149 78V79H148ZM121 79V80H120ZM145 79V80H144ZM176 81H175V80ZM116 80V82H115ZM167 80V81H166ZM174 80V81H173ZM200 80V81H198ZM202 80V81H201ZM228 80V81H227ZM233 80V81H232ZM235 80V81H234ZM114 81V83H113ZM140 81V83H138ZM208 81V82H207ZM232 81V82H231ZM177 83L178 87H177V90L179 89V91H176V84L174 85V83ZM180 82V83H179ZM199 82V83H198ZM228 82H231L229 84H227ZM62 83V84H61ZM194 83V84H193ZM208 83V85H207ZM210 83V84H209ZM261 83V82H260ZM59 84V85H58ZM135 87V85H137ZM212 84H215L214 86ZM219 84V85H218ZM221 84V86H220ZM225 84V85H224ZM264 84V82L262 83ZM259 84L261 90H263V85ZM65 87H64V86ZM141 85V86H140ZM224 85V86H222ZM227 85V86H226ZM140 86V87H139ZM175 87L173 89V87ZM205 86V87H204ZM216 86H218L216 88ZM128 87L129 90H127L128 92L125 90L126 88ZM142 87V88H141ZM212 87V88H211ZM215 87V88H214ZM226 87V88H224ZM231 87V89H230ZM76 88V89H75ZM135 88V89H134ZM143 88L145 89L144 91ZM172 88V89H171ZM224 88V89H223ZM73 89V90H72ZM80 89V90H79ZM117 89V90H116ZM142 89V90H141ZM204 89V90H202ZM214 89V90H213ZM229 89V91L227 90ZM125 90V91H124ZM134 90V92H133ZM136 90V91H135ZM186 90V91H185ZM76 93H75V92ZM92 91V92H91ZM118 91V92H117ZM124 91V93H123ZM181 91V92H180ZM186 93H184V92ZM228 91V93H227ZM264 91V90H263ZM118 94H117V93ZM127 92V93H126ZM177 92V93H175ZM198 92V93H197ZM226 92V93H225ZM73 93V94H72ZM126 93V94H125ZM182 93V94H180ZM227 94V95H224ZM98 94V95H97ZM103 94V95H104ZM122 94V95H121ZM183 94H184V97H183ZM102 95V94H101ZM116 95V96H115ZM176 95L178 97H176ZM181 95V96H179ZM223 95V96H222ZM118 96V97H117ZM126 96V97H125ZM192 96V97H191ZM197 96V97H196ZM227 96L228 98V102L227 101V98H225ZM98 97V98H97ZM106 97V98H105ZM183 97V98H182ZM87 98V99H86ZM111 98V99H110ZM117 98V99H116ZM123 100H122V99ZM179 98V99H178ZM215 98V99H214ZM81 99V100H80ZM98 99V100H97ZM122 101H120V100ZM189 99V100H188ZM100 100L101 103H100ZM114 100V101H113ZM177 100H181L182 103V107H184L185 105V110L180 107L181 105H179ZM227 103H225L224 101ZM80 101V102H79ZM91 101V102H90ZM107 101V102H106ZM118 101L119 102V106H118V102H117V109L116 110H113L111 109V104H113L114 102ZM197 101V102H196ZM121 102V103H120ZM124 102V103H123ZM180 102V104H181ZM93 103V104H92ZM108 103V104H107ZM126 103V104H125ZM111 106H110V105ZM121 104V105H120ZM192 104V105H191ZM207 106H206V105ZM223 104H226L225 105V110L222 108L223 107ZM233 104V105H230ZM241 104V105H240ZM94 105V106H93ZM102 105H104L106 107H103ZM109 105V107H108ZM184 105V106H183ZM197 105V106H195ZM227 105L234 111L232 112V110L227 107ZM37 107H44V106H41V103L39 105V103L36 105ZM124 108H123V107ZM188 106V107H187ZM205 108H204V107ZM220 106V107H219ZM190 107V108H189ZM233 107V108H232ZM46 106L43 108V110H45L46 113H48V110L49 113L51 114H58V113H61L62 111H65L63 110V108L61 107H55L54 106L51 108V106H48L47 108L49 109H45ZM57 108V109H56ZM107 108H108V111H107ZM122 108V110H121ZM195 108V109H194ZM228 108V109H227ZM56 109V110H55ZM47 110V111H46ZM103 110V111H102ZM159 112L162 114L165 119L167 117V119L165 121H167V124L164 125L167 127L168 131H166L165 127L163 126H159V131L157 133V135L161 132L160 130H162V133L163 132H167L168 134L166 135V133H161L159 134L158 136L160 137L159 140H161L162 138H165V137H169L170 135H173V133H175L171 139L173 140L174 138L176 139L177 137V125L176 128L174 125L171 126V124H176L175 122H172L171 123V118L169 116H167L166 112L164 110H160V108L158 109ZM221 110V111H220ZM224 110V111H223ZM229 110V112L227 111ZM239 110V109H238ZM242 110V109H241ZM196 111V112H194ZM236 111V113H235ZM249 111V112H248ZM112 112V113H110ZM186 112V111H185ZM184 112V113H185ZM202 112V113H201ZM228 112L230 115L229 116H232V118L235 117V120H230L228 116ZM251 112V113H250ZM260 112H261V117L260 116ZM224 113V114H223ZM231 113H233L231 115ZM240 116V117H237V115ZM94 114V115H93ZM108 114V115H107ZM111 114V115H110ZM227 114V116H226ZM235 114V115H234ZM104 115V116H103ZM115 115V116H114ZM199 115V116H198ZM216 115V117H214ZM84 116V117H83ZM92 116V117H91ZM217 116L219 118H217ZM228 118V119H226ZM234 116V117H233ZM249 116V118H247ZM253 118H252V117ZM121 117V118H120ZM170 118V119H169ZM213 118V119H212ZM217 118V119H215ZM223 118H225L223 120ZM242 118L244 120H242ZM85 119V120H84ZM116 119V120H115ZM200 119V118H199ZM200 119V120H202ZM209 119V120H208ZM219 119V120H218ZM246 119V120H245ZM93 120V121H92ZM109 120V121H108ZM170 120V122H169ZM214 120H216L218 123H215ZM227 120H229L228 122H226ZM259 120V121H258ZM113 121V122H112ZM115 121V122H114ZM220 121V122H219ZM224 121V122H223ZM233 121V123H232ZM241 123H239V122ZM251 121V122H250ZM262 121L259 123V124H262ZM50 123V121H48ZM48 122H40L38 121L37 123V126H39L37 128V126L35 127L36 131H39L41 132L42 134H45V136H47V145H54V144H57L59 139L62 138L64 136V131H63V127H60L63 126V124H60V123H57V122H54V121H51V123L49 124L48 126ZM104 122V123H103ZM225 122L227 124H225ZM238 122L239 124L236 125ZM255 122V123H254ZM44 123V124H42ZM171 123V124H170ZM217 125H215V124ZM235 123V124H234ZM39 124V125H38ZM52 124V126H51ZM57 124V126H56ZM109 124V125H108ZM172 127H170L169 126ZM224 124V125H223ZM234 124V125H233ZM244 124V125H243ZM47 125V126H46ZM96 125V126H95ZM212 125V129H211V126ZM220 125V127H219ZM231 125V126H230ZM235 127H233V126ZM60 128H59V127ZM174 126V128H173ZM244 126V127H243ZM42 130H41V128ZM95 127V128H93ZM99 127V128H98ZM101 127V128H100ZM111 127V128H110ZM161 127V128H160ZM170 127V128H169ZM219 127V128H218ZM230 127H232L231 129H229ZM40 128V129H39ZM83 128V129H82ZM93 128V129H92ZM165 128V129H164ZM207 127H205L206 129ZM221 128H224V129H221ZM228 130H227V129ZM99 129V130H98ZM164 129V130H163ZM171 129V130H170ZM174 129V131L172 130ZM207 129V131L209 130ZM219 129V130H218ZM234 129V130H233ZM62 131V133L60 131ZM105 130V131H104ZM115 130V131H114ZM158 130V129H157ZM221 130V131H220ZM225 130V131H224ZM54 131V132H53ZM112 131V132H111ZM136 131V132H134ZM172 133H171V132ZM176 131V132H175ZM217 131H219L217 133ZM233 131V132H232ZM58 132V133H57ZM90 132L92 134H90ZM138 132H140L138 130ZM170 132V133H169ZM221 132V133H220ZM226 132H227V135H226ZM231 132V133H229ZM241 132V133H240ZM104 133V134H103ZM122 133V134H121ZM62 134V135H61ZM83 134V136H82ZM135 135L133 137V135ZM137 134H139L137 136ZM215 134V135H214ZM218 134L220 136H218ZM223 134V135H222ZM232 134V135H231ZM131 135V136H130ZM143 138H142V136ZM162 135V136H161ZM176 135V136H175ZM230 135V136H229ZM235 135V136H234ZM105 136V137H104ZM157 136V138H158ZM218 136V137H217ZM50 137V138H49ZM97 137V138H96ZM99 137V138H98ZM222 137V138H221ZM229 137V138H228ZM49 138V139H48ZM80 138V139H78ZM96 138V139H95ZM138 138V139H137ZM142 138V139H141ZM170 138V137H169ZM247 138V139H246ZM75 139V140H74ZM133 139V140H132ZM166 139V138H165ZM165 139H162V140H165ZM175 139L173 141H175ZM227 139V140H226ZM49 140L51 141L49 142ZM131 140L134 142H131ZM143 140V141H142ZM146 140V141H145ZM158 140V139H157ZM171 140V141H172ZM213 140V139H212ZM54 141V142H53ZM144 141L146 143H144ZM172 141V142H173ZM223 141V142H222ZM110 142V143H109ZM130 142V143H129ZM142 142V143H141ZM148 142V143H147ZM171 142V144H172ZM176 142V143H175ZM173 142L172 144V147L175 146V147H179V146H182L180 145L181 143L179 142V140ZM242 142V143H241ZM54 143V144H53ZM80 143V144H79ZM154 146H161V149L160 147L156 148ZM175 143V145H174ZM228 143V144H227ZM142 144V145H141ZM242 144V145H240ZM23 145V150L24 151H28L30 146L28 143L24 142ZM90 147H89V146ZM99 145V146H98ZM237 146V147H236ZM248 149L247 151L246 148ZM249 147V148H248ZM156 148V149H155ZM174 148V147H173ZM226 148L228 151H226ZM225 149V150H224ZM240 153L238 152L239 150ZM243 149V150H242ZM22 150V149H20ZM22 150V151H23ZM43 150H45L43 148ZM42 148L38 149L37 150V154L36 156H39V157H44L43 155L46 156V150L43 151ZM92 150V151H91ZM94 150V152H93ZM237 150V151H236ZM192 151V150H191ZM228 152V154L226 152ZM244 151V152H243ZM167 152V153H165ZM200 152V151H199ZM223 152L225 156H223ZM235 152V153H234ZM182 153V152H181ZM233 153V154H232ZM252 153V152H251ZM8 154V153H7ZM6 154V155H7ZM174 154V155H173ZM188 154H190V157L188 156ZM195 154V156H194ZM230 154V155H229ZM247 154V156H246ZM226 155L228 157H226ZM240 155V156H239ZM9 158H12L10 157V155L8 154ZM183 156V155H182ZM196 158H194V157ZM232 157V160H231V157ZM176 157V161H175V158ZM230 158V160L226 159L225 158ZM237 157V158H236ZM8 158V159H9ZM68 158V159H67ZM171 159V160H170ZM71 160V161H70ZM226 162H224V161ZM239 162H238V161ZM241 160V162H240ZM248 162H247V161ZM55 161V162H54ZM68 161V162H67ZM97 161V162H96ZM99 161V162H98ZM101 161V162H100ZM175 161V162H174ZM186 161V163H185ZM229 161V163L227 162ZM243 161V162H242ZM11 162V161H10ZM61 162V163H60ZM247 162V163H246ZM65 163V164H64ZM98 166H96L95 165ZM189 163V164H188ZM229 167H228V165ZM231 163V164H230ZM234 163V164H233ZM238 163V164H237ZM184 164V165H183ZM235 165L233 167V165ZM67 165V166H66ZM178 165V166H177ZM181 165V166H180ZM30 166V167H29ZM37 166V167H36ZM55 166V167H54ZM232 166V168L230 167ZM237 166V168H236ZM32 167V169H30ZM53 167V168H52ZM100 167V168H99ZM186 167V166H185ZM43 168V169H42ZM70 168V169H69ZM99 170H97V169ZM228 168V170H227ZM229 168L230 169V172H229ZM239 168V169H238ZM243 168V169H242ZM28 169H30L28 171ZM36 169V171H35ZM132 169V170H131ZM237 172H239V174L236 172V171H233L235 170ZM34 170V171H33ZM38 170V171H37ZM42 172H40V171ZM64 170L66 173H67V176H65V174L63 173ZM69 172H67V171ZM73 170V171H72ZM76 170V172H75ZM91 170V171H90ZM93 170V171H92ZM134 170V171H133ZM232 170V171H231ZM33 171V173H32ZM61 171V173H60ZM182 171V172H181ZM216 171V170H215ZM244 171V172H243ZM19 172V171H18ZM25 172V173H24ZM27 172V173H26ZM40 172V173H39ZM72 172V173H71ZM91 172V173H90ZM122 172V173H121ZM152 172V173H151ZM217 173H220L218 171H216ZM215 172V173H216ZM235 172V173H234ZM31 173V174H30ZM63 173V174H62ZM74 173V174H73ZM77 173V174H76ZM239 175H237V174ZM19 174V173H17ZM55 175V176H54ZM64 175V176H63ZM70 175H71V178H70ZM74 175V176H73ZM90 175V176H89ZM105 175V176H104ZM33 176V177H32ZM62 176V177H61ZM18 177V178H16ZM20 177V179H19ZM32 177V178H31ZM58 177L59 179V182L60 183H63V184H60L57 181H55ZM61 177V178H60ZM63 177L65 179V181L63 180ZM73 177V178H72ZM95 177V178H94ZM117 177V178H116ZM243 177V178H242ZM28 181H27V179ZM37 178V179H36ZM56 178V179H55ZM75 178V179H74ZM16 179V180H15ZM18 179V181H17ZM63 180L64 182H62L61 180ZM118 179V180H117ZM135 179V180H134ZM244 179V180H243ZM43 180V181H42ZM69 180V181H68ZM92 180V181H91ZM243 182H242V181ZM49 181V183H48ZM68 181V183H66ZM187 181V182H185ZM46 182V183H45ZM73 182V183H72ZM113 182V183H112ZM123 182V183H122ZM239 184H238V183ZM19 185H18V184ZM33 183V184H32ZM75 183V184H74ZM17 184V185H16ZM48 184V185H47ZM71 184V185H70ZM115 184V185H114ZM235 184H237V187L235 186ZM12 185V187H11ZM38 185V186H37ZM59 185V187H58ZM121 185V186H120ZM147 185V186H146ZM239 185V186H238ZM241 185V186H240ZM245 185V187H244ZM0 186V187H1ZM57 186V187H56ZM71 186V187H72ZM92 186V187H91ZM94 186V187H93ZM107 186V187H106ZM111 186V187H110ZM64 187V188H63ZM113 187V188H112ZM189 187V186H188ZM240 187V188H239ZM33 188V189H32ZM52 188V189H51ZM191 188V187H189ZM236 188V190H235ZM31 189V190H30ZM35 189V190H34ZM37 189V190H36ZM56 189H57V192H56ZM240 189V190H239ZM4 190V191H3ZM13 190V191H12ZM87 190V191H86ZM30 191V192H28ZM55 191V192H54ZM87 193H85V192ZM134 192V193H133ZM144 192V193H143ZM22 193V195H21ZM55 193V194H53ZM78 194V195H77ZM162 194V195H160ZM242 194V196L240 195ZM252 194V195H250ZM260 194V196H259ZM52 195V196H51ZM54 195V196H53ZM80 195V196H79ZM105 195V196H104ZM164 195V196H163ZM166 195V196H165ZM175 195V196H174ZM245 195V196H243ZM5 196V197H4ZM17 196V197H18ZM71 196V195H69ZM115 196V197H114ZM173 196V197H172ZM257 196V197H256ZM165 197L166 200H165ZM162 198V199H161ZM172 198H173V203L171 202L172 201ZM242 198V199H241ZM258 198V199H257ZM170 199V200H169ZM205 200H207L208 202H212V199H210L209 197H206L204 198ZM254 199V200H253ZM47 200V201H46ZM81 200V201H80ZM248 200V201H247ZM258 200V201H257ZM261 200V201H260ZM61 201V202H60ZM79 202V205H78V202ZM243 201V202H242ZM50 202V203H48ZM58 202V203H57ZM60 202V203H59ZM65 202V203H64ZM80 202H83V203H80ZM93 202L96 204L93 205ZM131 202V203H130ZM245 202V203H244ZM248 202V203H247ZM36 203V204H35ZM63 203H64V208H63ZM91 204L90 206L87 205V204ZM250 203V204H249ZM256 203V204H255ZM258 203V204H257ZM49 204V205H48ZM58 204V205H56ZM86 204V206H85ZM104 204V205H103ZM256 207H255V205ZM81 205V206H80ZM248 207V211H246L247 207ZM252 205V208L251 206ZM259 205V206H258ZM33 206V207H32ZM58 206V207H57ZM97 206V207H96ZM113 206V207H112ZM240 206L242 207V209H245V210H242L240 208ZM245 206V207H244ZM250 206V207H249ZM258 206V207H257ZM61 207V208H60ZM135 207V208H134ZM138 207V208H137ZM253 207L255 208V212H254V209ZM261 207V208H260ZM79 208V210H78ZM83 208V209H82ZM84 208H86L84 210ZM87 208H91L89 210H87ZM98 208V209H97ZM103 208V209H102ZM109 208V209H108ZM257 208V209H256ZM40 209V210H39ZM95 209L96 212H93V210ZM137 209V210H136ZM38 210V211H37ZM76 210V209H75ZM84 210V211H83ZM87 210V211H86ZM92 210V211H91ZM94 210V211H95ZM100 210V211H98ZM111 210V211H110ZM114 210V211H113ZM246 211L244 214L243 212ZM253 213H252V211ZM103 211V212H102ZM107 211V212H106ZM116 211V212H115ZM126 211V212H125ZM85 212V213H84ZM91 212V214H90ZM111 212V213H110ZM251 212V215L249 216L248 213ZM9 216H7V214ZM13 215H11V214ZM59 213V214H58ZM63 213V214H62ZM82 213V214H80ZM121 213V214H120ZM36 214V215H35ZM86 214V215H85ZM105 214V215H104ZM125 214V215H124ZM184 214V215H183ZM186 214V215H185ZM243 214V215H242ZM254 214V215H252ZM32 215V216H31ZM91 217H90V216ZM95 215V216H94ZM97 215V216H96ZM182 215V216H181ZM190 215V216H189ZM11 216V217H10ZM13 216V218H12ZM61 216V217H60ZM63 216V217H62ZM85 216V217H84ZM93 216V217H92ZM121 216V217H120ZM182 218H181V217ZM9 219H8V218ZM53 217V218H52ZM58 217H60L61 219H59ZM179 217V218H177ZM261 220V218H263V221L261 220V223L259 220V218ZM93 218V219H91ZM95 218V219H94ZM177 218V219H176ZM187 220H186V219ZM252 218H256V219H252ZM6 219L5 222H7L5 224L4 220ZM83 219H85V221H82ZM251 219V220H250ZM15 220V221H14ZM249 222H248V221ZM8 221H9V224H8ZM11 221V222H10ZM23 221V222H22ZM82 221V222H80ZM94 221V223H92ZM177 221V222H176ZM187 221V222H186ZM3 222V223H2ZM15 222H18V223H15ZM80 222V223H79ZM181 222V223H180ZM22 225H21V224ZM89 223V224H88ZM96 223V224H95ZM251 223V225H249ZM5 224V225H4ZM9 226V229H8V226ZM14 225L12 227H10L11 225ZM16 224V225H15ZM19 224V226L17 225ZM28 224V225H27ZM47 224V225H46ZM51 224V225H50ZM81 224V225H80ZM26 225V227H25ZM80 226L77 227V226ZM185 225V226H184ZM4 226V227H3ZM6 226H7V229H6ZM29 226V227H28ZM87 228V231L86 229H84V227ZM87 226V227H86ZM209 226V227H208ZM208 228L207 231L205 232H201V233H196V234H189V233H186L184 235V238L189 242H195V243H200V244H208V243H214V246L215 249L214 250H211L209 252H205L203 249L204 248H200L198 249V251H196V255H200L201 259L198 258V256H196L195 254L193 255L194 257L191 258L193 264H197L199 263L201 260L204 261H207V263L209 264H212V261H213V264H223V261H224V264H243L245 259L248 258L250 259L251 256L253 255V251H260V252H264L263 248H261L259 246V244L256 242L257 240H255L254 242V237L253 235H250L249 236V239L245 242V245L242 247L241 250H239L237 252V250H234L232 247L229 248L228 247H224L222 248L220 245H218L216 243V240L218 239L217 237H219L218 235V231L216 230V228L213 226L214 225H210L208 224ZM212 226V227H211ZM264 226V225H263ZM75 227V228H74ZM99 227V228H98ZM182 227V228H181ZM13 228V229H12ZM22 228V229H21ZM50 228V229H49ZM82 228V229H81ZM181 228V229H180ZM211 228V229H210ZM12 229V230H11ZM16 229V230H14ZM42 229V230H41ZM74 229H79L78 231H74ZM81 229V230H80ZM92 229V230H91ZM19 232H18V231ZM210 230V231H209ZM5 231V232H4ZM84 232V233H80V232ZM89 231V232H88ZM209 231V232H208ZM26 232V230L24 231ZM43 232V234H42ZM72 232V233H73ZM156 232V233H155ZM179 232V233H178ZM208 234H207V233ZM45 233V234H44ZM76 233V234H75ZM87 233V234H86ZM145 233V234H144ZM148 233V235L146 234ZM208 236H206V234ZM215 233V234H214ZM95 234V235H94ZM152 234V235H151ZM251 234V233H250ZM78 235V236H79ZM94 235V236H93ZM100 235V236H99ZM139 235V236H138ZM143 235V236H142ZM214 235V236H213ZM96 236V237H95ZM146 236L147 237H150L151 239L153 240H156L157 242H155L153 245V243H150L147 244L146 241H144L146 239ZM197 236V237H196ZM39 237V238H38ZM95 237V238H94ZM129 237V238H128ZM164 237V239H163ZM199 237V238H198ZM252 237V238H251ZM17 238V240H16ZM58 242H57V240ZM132 238V239H131ZM141 238V239H140ZM47 239V240H46ZM96 239V240H95ZM98 239V240H97ZM159 239V240H158ZM193 239V240H192ZM207 239V240H206ZM210 241H209V240ZM17 242L15 243L14 242ZM45 240V241H44ZM51 240V241H50ZM132 240V241H131ZM142 242V243H140ZM43 241V242H42ZM55 241V243H54ZM214 241V242H213ZM253 241V242H252ZM8 242V243H7ZM57 242V243H56ZM67 242V243H66ZM69 242V243H68ZM136 242V243H135ZM145 242V243H144ZM202 242V243H201ZM207 242V243H205ZM44 243V244H43ZM138 243H140V247L138 245ZM159 243V244H158ZM163 243V244H162ZM16 244V246L14 245ZM46 244V245H45ZM57 244V245H56ZM145 244V245H144ZM165 244V245H164ZM256 244V245H255ZM56 245V246H55ZM65 245V246H64ZM136 245V247H135ZM149 245V246H148ZM153 245V246H152ZM248 245V248L246 247ZM7 246V247H6ZM159 246V247H158ZM164 246V247H163ZM167 246V247H165ZM220 246V247H219ZM17 247V248H16ZM57 249H56V248ZM143 247V248H142ZM162 247V248H161ZM255 247V248H254ZM126 248V249H125ZM146 248V249H145ZM175 248V249H174ZM177 248V250H176ZM247 248V249H246ZM8 249V250H7ZM26 249V250H25ZM56 249V250H55ZM88 249V250H87ZM139 249V250H137ZM143 251H142V250ZM161 249V250H160ZM170 249V250H169ZM219 249V250H218ZM222 249H224V251L222 252ZM246 249V250H245ZM254 249V250H253ZM23 250V251H22ZM44 250V251H43ZM146 250V251H145ZM178 255H177V253ZM200 250V251H199ZM202 250V251H201ZM217 253H216V251ZM220 250H221V253H220ZM226 250H229V251H226ZM22 254H20L19 253ZM129 251V252H128ZM157 251V252H156ZM204 251V252H203ZM219 251V252H218ZM144 252L146 253L144 255ZM160 252V253H159ZM184 252H185V256H184ZM203 252V253H202ZM211 252V253H210ZM234 254H233V253ZM242 252V253H241ZM27 253V254H26ZM46 255H45V254ZM181 253H182V257L183 259L181 258ZM201 253V254H200ZM208 253H210L211 257H213V259L210 257V255H208ZM216 253V254H215ZM226 255L227 259L224 257L223 258V255ZM239 253V254H238ZM17 254V255H16ZM44 254V256H43ZM179 254H180V257H179ZM222 254V255H220ZM231 254V255H230ZM238 254V255H237ZM243 254V255H241ZM252 254V255H251ZM39 255H41L40 257H42V259L40 258L39 259ZM159 255V256H158ZM204 255L206 257H204ZM224 255V256H225ZM27 256V257H25ZM48 256V257H47ZM134 256V257H133ZM138 256V257H137ZM174 256V257H173ZM179 258H178V257ZM220 256V258L218 257ZM59 257V258H58ZM143 257V258H142ZM172 257V258H171ZM178 258V259H174V258ZM185 257V258H184ZM196 257V259H195ZM253 257V256H252ZM10 258V259H9ZM95 258V259H94ZM7 259V260H6ZM19 259V260H18ZM74 259V260H73ZM103 259V260H102ZM140 259V260H139ZM174 259V261H173ZM180 261H176V260H179ZM199 259V260H198ZM211 259V262L210 260ZM218 259V260H217ZM224 259V260H222ZM97 260H100L97 261ZM222 260V261H221ZM228 260V261H227ZM24 261V262H23ZM45 261V262H43ZM138 261V262H137ZM145 261V262H144ZM147 261V262H146ZM197 261V262H196ZM43 262V263H42ZM102 262V263H101ZM178 262V263H176ZM228 262V263H227Z\"/></svg>",
    "mask_w": 264,
    "mask_h": 264
}]
</instances>
